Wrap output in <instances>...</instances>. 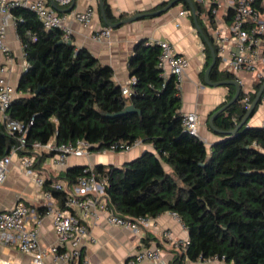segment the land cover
Returning <instances> with one entry per match:
<instances>
[{
  "label": "trees",
  "instance_id": "obj_1",
  "mask_svg": "<svg viewBox=\"0 0 264 264\" xmlns=\"http://www.w3.org/2000/svg\"><path fill=\"white\" fill-rule=\"evenodd\" d=\"M104 7L110 23L124 18L113 14L107 0ZM184 9L189 10V5L185 3ZM12 14L28 68L19 85L21 96L12 101L7 114L25 126L33 121L28 126L29 142L84 139L102 150L117 142L141 139L154 151L122 167H95L108 180L106 194L111 206L129 217L176 213L189 233L181 258L192 263L218 257L226 263L264 264L263 126L245 125L233 135L220 134V140L208 149L183 127L180 91L175 77L165 76L159 67L158 45L146 40L136 45L131 57L135 82L131 96H125L123 87L114 82L113 69L87 48L63 41L60 30L46 31L28 8H14ZM204 51L207 69L211 52L205 42ZM219 61L211 80H234L231 72L219 70ZM200 77L205 84L204 72ZM263 82L254 85L251 101ZM228 88L227 100L218 109L235 95V87ZM244 97L242 91L239 102L214 121L216 128L232 131L237 127L247 112ZM128 105L141 113L108 117ZM16 142V136L0 124V159ZM83 170L74 167L66 172L69 185L77 183ZM51 182L46 180V188ZM53 195L63 205L65 194L53 191Z\"/></svg>",
  "mask_w": 264,
  "mask_h": 264
},
{
  "label": "crops",
  "instance_id": "obj_2",
  "mask_svg": "<svg viewBox=\"0 0 264 264\" xmlns=\"http://www.w3.org/2000/svg\"><path fill=\"white\" fill-rule=\"evenodd\" d=\"M46 1L51 4L50 0ZM107 1L113 14L116 17L123 15L122 20H124L140 14L161 11L173 0ZM192 1L197 4V0ZM73 3L72 12L62 14L65 15L66 23L72 31V44L78 48H87L100 63L110 66L114 71V82L122 87H131L133 82L131 78L133 68L131 57L134 54L136 45L141 41L146 40L147 44L168 41L174 46L176 54L187 57L190 60V66L186 70L179 88L181 112L183 115L193 112L198 114L199 136L208 149H211L220 140L218 136L220 134L215 133L210 128L209 118L227 100L229 88L228 86L209 87L202 83L200 76L204 72L205 80L208 61L204 51V39L194 23L193 15L180 16V12L188 11L184 9V2L176 4L159 15L146 16L112 29V35L109 41L105 43H100L94 39L95 33L107 27L104 26V21H101L103 19L101 18L99 0H73ZM89 7L94 8L96 14L90 25H82L75 20L74 14L84 12ZM189 10H191L190 6ZM196 10L198 11V9ZM198 17L202 30L210 35L208 25L200 15ZM5 41L10 53L5 55L0 52V78H5L17 90L18 96H21L18 89L28 63L24 46L17 34L14 16L7 27ZM212 43L217 51L214 41ZM218 58L220 59L219 70L230 72L226 59L219 56ZM164 74L169 77V69H166ZM233 75L234 80L241 85L245 96L246 92L249 93V97L252 93H255L254 85L259 82L256 80L255 74L239 72ZM263 122L264 97L254 115L248 121L247 126L262 127ZM0 124L3 125L1 116ZM145 151H154V149L151 145L145 144L141 148H134L125 153H105L96 150L88 156H70L63 166L57 168L53 167L51 157L45 155L36 162L35 170L40 177L46 180L67 182L66 172L71 168L96 167L99 165L122 167L124 164L140 157ZM165 169L168 172L171 171L168 166H165ZM43 193L44 189L38 187L33 177L22 167L21 157H13L7 180L0 185V211H8L19 203L28 206L33 211L29 226L38 230L40 244L51 248L57 245L58 236L54 229L53 215L49 213L45 206L46 201ZM57 204L62 206L58 200ZM89 224V237L84 247V257L88 264H127L128 259L143 247L157 248L164 258L171 263L195 264L186 257L181 258L182 247L180 242L189 240V233L180 219L175 217L172 212L150 218L148 224L142 226L139 232L109 224L104 217L97 221H89ZM166 232H169L170 236H165ZM46 263L58 264L52 256L47 258ZM0 264L34 263L33 256L21 252L14 242L5 243L0 241ZM141 264L152 263L146 261ZM212 264L224 263L218 261Z\"/></svg>",
  "mask_w": 264,
  "mask_h": 264
},
{
  "label": "built area",
  "instance_id": "obj_3",
  "mask_svg": "<svg viewBox=\"0 0 264 264\" xmlns=\"http://www.w3.org/2000/svg\"><path fill=\"white\" fill-rule=\"evenodd\" d=\"M61 8H68L73 0H55ZM197 16H201L209 28V33L217 47V55L226 59L229 71L233 74L250 72L255 74L257 81L264 80V0H197ZM24 7L32 10L46 31L60 30L63 41L70 42L72 31L66 23L65 15L55 11L46 0H0V52L9 55L10 49L5 37L7 27L13 20L12 10ZM207 9V11H206ZM96 11L89 7L84 12L75 13L74 18L82 25H90ZM192 16V11H182L180 16ZM16 23V22H15ZM112 29L105 27L94 34V39L100 43L108 42ZM36 38L34 37V40ZM160 48L159 67L165 71L169 69L176 79L179 89L190 60L176 54L174 46L168 41L150 42ZM28 68V65H27ZM3 71V70H2ZM27 71V69H26ZM135 80L133 79L134 83ZM132 85V84H131ZM122 93L131 96V87H123ZM18 97L17 90L3 77L0 78V116L3 125L17 142L10 153L0 159V185L4 184L9 174L12 158L21 157V165L33 177L35 184L44 189L45 206L53 215V224L58 236L56 246L47 248L40 244L38 230L29 226L33 211L26 205L19 203L8 211H0V241L14 242L18 249L33 256L34 264H47L46 260L52 256L58 264H88L84 257V247L89 237V221H97L101 217L112 225L120 226L134 232H139L142 226L149 222V217H129L119 214L109 203L106 187L108 180L101 176L93 166H87L83 175L75 185L69 182H51L46 188V179L36 172V162L45 155L51 157L53 167L63 166L70 156L83 157L96 151L92 143L78 139L68 143H58L55 138L46 143L29 142L28 126L12 120L8 114L12 101ZM246 109L251 105L249 93L243 99ZM264 127V122L262 123ZM183 127L190 135L199 136V117L197 113L183 115ZM145 143L135 140L133 143L117 142L100 151L110 153H125L134 148H141ZM99 151V150H98ZM53 191L65 194L62 206L57 204ZM178 217L176 213H173ZM181 221V220H180ZM165 236H170L169 232ZM189 240L180 242L183 254ZM175 264L167 261L157 248L143 247L127 264ZM226 263L215 257L198 264Z\"/></svg>",
  "mask_w": 264,
  "mask_h": 264
},
{
  "label": "water",
  "instance_id": "obj_4",
  "mask_svg": "<svg viewBox=\"0 0 264 264\" xmlns=\"http://www.w3.org/2000/svg\"><path fill=\"white\" fill-rule=\"evenodd\" d=\"M50 2H51V6L55 9V11H57L60 14L70 13V12H72V10L74 8V3L69 8L63 9L59 5H57L55 0H50ZM180 2L187 3L190 6V8L192 10V14H193L194 23H195L200 35L204 39V42L206 43V45L208 46V48H209V50L211 52V60L212 61H211V64L209 65V67L205 71V84L207 86H209V87H220V86H234L235 87L236 92H235V95L233 96V98L227 104H225L223 107H221L219 110H217L209 118V126L215 133H217V134H225V135H233V134L237 133L242 127H244L245 125H248V121L254 115V113H255L256 109L258 108L259 104L262 102L263 95H264V82H263L262 86L260 87L259 91L257 92V94L255 96V99L253 100L252 104L248 108L244 118L242 119V121L237 125V127L234 130H232V131H222V130L216 128V126L214 124V121L223 112H225L229 107H231L234 104H236L237 102H239L240 96H241V92H242V87L235 80H225V81H220V82H213L211 80V77H210L211 72L214 69V67L217 65V59H218L217 51H216V48L214 47L212 41L206 36V34L204 33V31L202 30V28H201V26L199 24L197 11H196V6H195V4H194V2L192 0H173L164 9H162L161 11H157V12H154V13L140 14V15H137V16H133V17L124 19V20H122V21H120L118 23H110L108 21L107 16H106V12H105V7H104V0H99V5H100L101 18L105 22L106 26L111 28V29H116V28L120 27L121 25L128 24V23L140 20V19H142V18H144L146 16L159 15L162 12H165V11L171 9L172 7H174L176 4H178ZM68 43H72V42L70 41ZM170 76H174V75L170 74ZM135 113H141V112H140L139 109H136L133 105H128L122 112H120L118 114H114V115L109 114L108 117L109 118H117V117H121V116H124V115H127V114H135ZM96 149L98 150V148H96ZM146 152H148V151H145L144 153H146ZM82 167L85 168L87 166H82Z\"/></svg>",
  "mask_w": 264,
  "mask_h": 264
},
{
  "label": "rangeland",
  "instance_id": "obj_5",
  "mask_svg": "<svg viewBox=\"0 0 264 264\" xmlns=\"http://www.w3.org/2000/svg\"><path fill=\"white\" fill-rule=\"evenodd\" d=\"M206 11H207V9H206Z\"/></svg>",
  "mask_w": 264,
  "mask_h": 264
}]
</instances>
